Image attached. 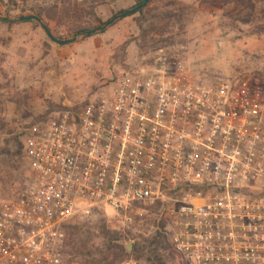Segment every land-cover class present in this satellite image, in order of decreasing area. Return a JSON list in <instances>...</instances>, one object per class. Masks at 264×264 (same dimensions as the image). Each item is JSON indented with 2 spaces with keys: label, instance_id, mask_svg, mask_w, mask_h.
<instances>
[{
  "label": "built area",
  "instance_id": "2783aa9c",
  "mask_svg": "<svg viewBox=\"0 0 264 264\" xmlns=\"http://www.w3.org/2000/svg\"><path fill=\"white\" fill-rule=\"evenodd\" d=\"M30 179L0 198V264H61L67 227L159 207L180 264H264V90L183 61L119 71L30 129Z\"/></svg>",
  "mask_w": 264,
  "mask_h": 264
},
{
  "label": "rangeland",
  "instance_id": "374dc122",
  "mask_svg": "<svg viewBox=\"0 0 264 264\" xmlns=\"http://www.w3.org/2000/svg\"><path fill=\"white\" fill-rule=\"evenodd\" d=\"M149 2L144 14L123 17L120 11L142 0H0V198L14 197L30 179V129L54 113L81 106L119 71L151 70L164 56L171 63L183 61L199 83L248 79L264 90V0ZM40 8L57 11L56 18L46 19L56 38L75 41L59 45L37 21H19ZM113 18L104 32L86 35L99 20ZM129 216L122 224L112 211L97 209L71 224L80 226L76 240L86 247L80 252L68 245L61 264L101 261L107 255L101 224L113 231L111 246L124 245L128 253L120 261L111 251L101 264H158L133 248L162 230L159 207ZM159 254L166 264H180L169 245Z\"/></svg>",
  "mask_w": 264,
  "mask_h": 264
},
{
  "label": "trees",
  "instance_id": "16d2710c",
  "mask_svg": "<svg viewBox=\"0 0 264 264\" xmlns=\"http://www.w3.org/2000/svg\"><path fill=\"white\" fill-rule=\"evenodd\" d=\"M143 1L144 0H142V2ZM150 3L151 2H149L147 5H145L137 13H139L140 15L144 14L145 10L149 7ZM134 7L135 6H133L132 8H134ZM56 9H59V8H57V6H56ZM125 11L126 10H122L119 13L123 14ZM31 15L38 16L40 19H42V21L48 27L46 19L51 20L53 18H56L57 11L51 9L50 12L46 13V11L44 9L40 8L39 10H33ZM110 20H112V19H110ZM2 21H7V20L3 19ZM99 22H100L99 26L102 27V30L99 32H104L105 27L108 25V22H102L101 20H99ZM141 24L142 23H139V27L142 26ZM99 26L95 27V29L98 28ZM84 31H85V29L78 30V31H76V34H80ZM79 228H80V226H78V225H69L67 227V231H68L67 233L68 234H67L64 250H66V248H68V245H69V246H71L72 249H77L76 251H78V249H79L80 252H83L82 249H85V247H86L85 242H78V240H76V235L78 234ZM99 228L102 230V233L104 234L103 243L105 245V249H107V255H105L103 257L104 260L102 259L100 261V260L96 259L97 262L86 261L84 264H93V263L101 264L102 261H108L110 258L111 251H117L118 252V256H119L120 261L125 259V257L128 255V253L126 252L124 245L114 244L113 246H111L112 239L110 238V234L113 232V231H111V227L109 225L101 224V226ZM168 245L173 250L167 236L164 234V230H159L154 234V236H152L151 239L145 240L143 244L142 243L135 244L133 251L134 252L137 251V252H141V253L146 251L145 253L148 254V261L152 260L153 262H158V264H166L165 260H163L162 257L160 256L159 251L162 247H166ZM173 252L175 253L174 250H173ZM175 255H176V253H175ZM109 264H113V262L110 261Z\"/></svg>",
  "mask_w": 264,
  "mask_h": 264
},
{
  "label": "water",
  "instance_id": "95a60500",
  "mask_svg": "<svg viewBox=\"0 0 264 264\" xmlns=\"http://www.w3.org/2000/svg\"><path fill=\"white\" fill-rule=\"evenodd\" d=\"M149 2V0H144L142 3L138 4L137 6H135L133 9L131 10H127L125 11L123 14H121V16L125 17V16H129L132 15L136 12H138L140 9H142L145 5H147ZM116 18H113L112 20L108 21V25L111 24ZM37 21L41 27L44 29V31L46 32L47 36L54 42H56L59 45H66L69 43H72L75 41L76 38H72V39H58L56 38L53 33L49 30V28L46 26V24L42 21V19H40L38 16L35 15H28V16H22L19 18V21ZM102 27H98L94 30L88 31L86 33V35H91L92 33H96L98 31H101ZM128 251H131L132 245L128 244L126 246Z\"/></svg>",
  "mask_w": 264,
  "mask_h": 264
},
{
  "label": "crops",
  "instance_id": "0c3cea01",
  "mask_svg": "<svg viewBox=\"0 0 264 264\" xmlns=\"http://www.w3.org/2000/svg\"><path fill=\"white\" fill-rule=\"evenodd\" d=\"M130 1H133L134 2L135 0H130Z\"/></svg>",
  "mask_w": 264,
  "mask_h": 264
}]
</instances>
